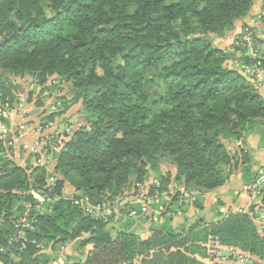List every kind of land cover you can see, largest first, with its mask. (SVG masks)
Here are the masks:
<instances>
[{"label": "trees", "instance_id": "1", "mask_svg": "<svg viewBox=\"0 0 264 264\" xmlns=\"http://www.w3.org/2000/svg\"><path fill=\"white\" fill-rule=\"evenodd\" d=\"M252 4L0 0L2 98L24 99L11 91L18 83L29 92L34 85L65 83L71 97L57 94L54 108L62 110L51 117L74 109L82 120L70 135L61 134L67 139L59 143L50 174L1 156L0 144V248L7 246L14 221L26 212L36 218L26 247L0 251V264H135L138 258V264H204L197 257L207 258L210 236L248 253L254 264L264 260V232L252 206L217 212L215 221L197 217L185 234L174 233L166 217L147 239L109 227L113 215L96 218L65 199L45 202L41 212L32 209V192H47L48 176H57L58 193L68 184L93 203L116 205L125 187L152 171L161 181L158 192H168L172 182L198 192L199 209L201 194L223 186L237 168L250 183L256 175L250 157L231 155L228 146L264 129V97L258 80L237 67L239 58L253 63L239 35L229 49L213 38L232 30ZM259 56L264 68V53ZM63 119L48 120L55 127ZM164 162L173 172L161 170ZM262 194L264 204V185ZM32 239L44 249L51 244L54 254ZM69 243L77 253L62 262L55 246Z\"/></svg>", "mask_w": 264, "mask_h": 264}, {"label": "built area", "instance_id": "2", "mask_svg": "<svg viewBox=\"0 0 264 264\" xmlns=\"http://www.w3.org/2000/svg\"><path fill=\"white\" fill-rule=\"evenodd\" d=\"M259 19H262V24L264 25V14L258 15ZM239 45L246 47L248 57L253 61L249 66L245 67L246 74L252 77H259V74L264 73V68L260 60L259 46L255 43V37L253 32L249 28H245L243 32L239 35ZM256 78V79H257ZM258 80V79H257ZM2 93L0 92V144L4 148L5 155L12 153L16 146V142L19 136L22 134L19 128H15L11 124V116L24 106V101L20 100L19 103H15L8 98H2ZM73 123L64 125V130H61L60 134L58 130L46 123L43 125L44 131L37 130V138L34 145L31 147V156L33 158V166L44 167L46 170H51L54 167L53 156L58 150L59 143L67 137L61 134L65 132L66 136L70 135V130L72 129ZM39 130L42 129L40 125ZM53 128V130H52ZM52 130V131H51ZM40 141V144L37 142ZM243 145L242 141H235L228 146L229 153L235 155L238 149ZM264 156V155H263ZM57 176H48L46 179V184L44 188L47 192L33 191L32 194L35 198L36 204L33 206V210L36 212H41L44 209L43 204L45 202L51 201L53 199H65L70 202L73 206H78L84 211V213L95 216L96 218H102L107 220L112 213H125L128 216H136L137 211H141L142 214L147 213L149 209L155 207L158 200V190L155 188L157 184V179H151V182L147 184L146 179L140 181L134 179L131 186L123 191L118 199L116 205H107L106 203H93L90 198L85 195H77L74 190L70 193L65 192V185L57 192L56 186ZM264 185V157L263 163L256 171L254 179L247 183L246 192L250 195L251 204L253 211L256 213V218L264 221V204L261 202L262 187ZM132 188V191H128ZM155 188V189H154ZM139 191V192H138ZM164 194V193H163ZM53 196V197H52ZM136 205V207H134ZM156 209V207H155ZM157 210V209H156ZM164 210V209H163ZM162 210V211H163ZM148 221L151 224H156L162 219L160 211H155ZM149 218V217H148ZM36 218L28 215L26 212L21 218L13 222V233L7 241V246L5 248H0L1 252L8 251H20L26 247V243L29 241L26 233L27 231L32 232L34 230V223ZM264 228V224H263ZM261 229V228H260ZM264 232V229H261ZM32 243H36L34 239L31 240ZM37 247L44 249L43 244L36 243ZM63 247V246H62ZM61 247V248H62ZM223 246H221L220 241L215 236H210L206 243V257L209 263L217 261L219 258V252ZM236 259L240 263L253 264V260L243 255H236ZM120 264H131L128 261H123Z\"/></svg>", "mask_w": 264, "mask_h": 264}, {"label": "crops", "instance_id": "3", "mask_svg": "<svg viewBox=\"0 0 264 264\" xmlns=\"http://www.w3.org/2000/svg\"><path fill=\"white\" fill-rule=\"evenodd\" d=\"M263 11H264V0H253L252 7L249 10V12L246 14V16L238 20L235 23L233 29L226 32L224 36L222 37L215 36L213 38V43L220 48L229 49V47L234 42V39L238 35H240L241 31L243 30V27L247 24H252L254 25V31L257 33L260 39V42L262 44V52L264 53V26L261 25L260 23H256L254 19L256 13ZM257 89L260 95L264 97V77L261 80H258ZM11 91L14 93H19L14 91L13 88H11ZM24 100H25L24 106L19 110H16V112L11 116L12 126H14L15 128H19L22 134L19 136L16 142V146L13 149L12 153L5 155V152H3L1 155L9 160H12L16 164H18L19 160H22L23 164H25L24 161L29 162V158L32 157L30 152L31 147L34 145L38 135L37 130L44 131L43 125L46 123H51L52 126H54V124L50 122V120L48 119H42V118L38 119L39 117L38 115H40L41 117V113L43 116L47 112V109H45L47 102H45L44 106H35L30 104L27 99L24 98ZM15 103H19V101H16ZM54 121H60V119H54ZM40 125H42L41 130H39L38 128ZM58 127L59 124L58 126H55L57 130ZM246 141L252 147V156L250 157V168L253 173L259 169L258 166H260L263 161L262 154L264 153L263 152L264 129L259 128L253 133H250L246 137ZM21 154L24 156L23 158H21ZM168 165H169L168 169L171 172H173L172 165L170 164ZM246 184L247 182L243 180L241 170L239 167L236 169L234 174L230 176L229 180L223 186H220L219 188H216L210 192L201 194L199 198L200 201H197L199 206L200 205L202 206L201 209H199L198 207H196V203L193 204V202H190L191 201L190 199H185L182 196V193H186L188 195L194 193L195 195H198L199 193L193 189H187L186 187H183L181 185L178 187L179 189L177 188L178 190H176L175 193H173L174 192L173 189L176 187V185L172 182L169 185V191L164 192L168 200L167 199L164 200V202L166 203H164L165 205L163 212H166L167 216L168 213L172 214L170 215L171 217L170 225H172V229L174 230V233L185 234L187 230L190 228V226L197 219V217H203L206 221H212L213 219H215L214 217H216L215 213L220 212L221 208L226 207V208L237 209L239 207L244 208L250 206L251 199L249 197H247L246 195H240L237 197L232 193L234 189H239L240 187H242L243 185L245 186ZM71 190H73L72 187ZM176 194L178 195L177 199H175ZM181 199H184L185 203H183ZM134 207H136V205ZM178 209L181 210L177 214H175V212ZM183 211L185 213H183ZM180 212L183 213V215ZM122 214L125 215L124 213H119L117 215H120L119 217H124L121 216ZM134 220L135 219H132V221ZM125 222H128V219ZM146 222L147 221H145L144 224L135 223V226L138 225L137 227H139L142 230L141 234L136 232L134 226L132 227L134 230L132 229L130 230V232H133L134 234L138 235L141 239H147L148 237H150L154 226L150 227ZM237 252L238 249L235 248L232 249V254ZM232 254L228 255V258L226 259V261H224L223 264H245V263H240L236 259V257H234ZM197 258L204 264H209L207 258H199V257ZM138 259L134 260L135 264H138ZM257 264H262V261L258 260Z\"/></svg>", "mask_w": 264, "mask_h": 264}, {"label": "rangeland", "instance_id": "4", "mask_svg": "<svg viewBox=\"0 0 264 264\" xmlns=\"http://www.w3.org/2000/svg\"><path fill=\"white\" fill-rule=\"evenodd\" d=\"M259 14H264V11L263 12H258V13H256L255 14V16H254V19H255V21H256V23H260L261 25H263L262 24V19H259L258 18V15ZM264 26V25H263ZM247 28H249L252 32H253V34H254V37H255V43L259 46V51H260V53H263L262 52V44H261V42H260V39H259V37H258V35H257V33L254 31V25H252V24H248V26H247ZM245 29V28H244ZM244 29H243V31H244ZM241 34V33H240ZM233 44V43H232ZM231 49V48H230ZM247 57H248V55H247ZM249 58V57H248ZM237 63V67H238V69H242V70H244V72L243 73H246L245 72V67L246 66H249V65H251V64H244L243 63V61L239 58L238 59V61L236 62ZM259 77L260 78H257L258 80H261L263 77H264V73L263 74H259ZM51 80V79H50ZM28 82V81H27ZM13 85H15V84H13ZM53 85V87L52 88H46V87H41V86H37V85H34L33 86V88H32V90L29 92V91H27V90H25L24 89V87L20 84V83H18V84H16V87H13V89H14V91H16V92H19V93H22L23 95H24V98L25 99H27L28 100V102L30 103V104H32V105H35V106H44L45 105V102H47V104H46V106H45V109H47V112L42 116V113H41V117H40V115H38L39 117H38V119H61V118H64L63 119V121L61 120V122L62 123H60L59 124V127H58V133L60 134V132H61V130H64V120L65 119H69V121L71 122V123H73V124H78L79 125V123L82 121L81 119H80V117L81 116H79L78 114H77V112L76 111H74V109H71V110H67L65 113H63L62 114V116H61V118L60 117H58V115H56V117H51V114H57L58 112H60V110H62V109H56V108H54V97L57 95V94H60V95H66L68 98H70L71 97V92L69 91V88L67 89V84H65V83H58V82H55V84H52ZM15 94H17V93H15ZM22 101H24L25 102V100L24 99H22ZM75 108V107H74ZM58 110V111H57ZM57 111V112H56ZM51 122V121H50ZM50 125H51V123H49ZM53 124L55 125V122L53 121ZM52 130H53V128H52ZM51 130V131H52ZM242 141L243 142V145L238 149V151L236 152V153H239V152H241V154H247L249 157H251L252 156V147H251V145H249L248 144V142L246 141V138H241V139H237L236 141ZM39 144H40V141H37ZM264 152V151H263ZM262 155H264V153L262 154ZM24 156L21 154V158H23ZM264 157V156H263ZM263 157H262V159H263ZM24 163L25 164H23V162H22V160H19L18 161V164H20V165H24V166H27V165H33V158L32 157H30L29 158V162H25L24 161ZM262 163H263V161H262ZM161 166H163V168L161 167V170L162 171H164V169L165 170H169L168 169V167H169V165L167 164V163H165L164 162V164H162ZM261 166V165H260ZM260 166H258V167H260ZM53 169V168H52ZM52 169L51 170H49V172H51L52 171ZM170 171V170H169ZM168 171V172H169ZM47 173H48V170H47ZM154 174V175H153ZM158 176L155 174V172H149L148 174H147V176H146V181H147V184H149L150 182H151V179H153V178H157ZM140 181H142V180H140ZM133 182V181H132ZM156 186H155V188H157V190H158V188L160 187V185H161V181H160V179H157V184H155ZM131 186V184H129L127 187H125L124 188V190H126L127 188H129ZM180 186V185H179ZM178 185H176V189L175 190H173L174 192L173 193H175V191L176 190H178L179 187ZM182 186V185H181ZM184 187V186H183ZM65 192L66 193H70V191H71V187H70V185H68V184H65ZM178 188V189H177ZM219 188V187H218ZM169 189V188H168ZM123 190V191H124ZM123 191H122V193H123ZM128 191H132V188H130ZM212 191V190H211ZM139 192V191H138ZM193 192V191H192ZM210 192V191H209ZM164 192H160L159 191V193H158V200H157V205H155V207H156V209H155V207H152L151 209H149L148 211H147V213H146V215L145 214H142L141 213V211H137V215L134 217V216H129L128 217V215L127 214H125V215H121V216H124V217H119L120 215H117L115 212L114 213H112L108 218H110L112 215H113V217H111V219H110V224H109V227H112V229H126V231H130V230H132L133 228V226H134V228H135V230H136V232H138L139 234H141L142 233V230L139 228V227H137L138 225H136L135 226V223L136 224H141V223H145V221H147L146 223L151 227V226H155V225H158V224H164L165 223V221H166V217H170V215H172L171 213H168V216H167V214H166V212H163L162 210L164 209V203H166V202H164V200H168V198H166V195L165 194H163ZM233 195H235V196H240V195H246L247 197H249L250 198V195L246 192V187H244V185L242 186V187H240L239 189H234L233 190ZM182 196H183V198H185V199H190L191 201L190 202H193V204H195L196 203V197H197V195H195V193L194 194H186V193H182ZM187 197V198H186ZM251 199V198H250ZM181 201H183V203H185V201H184V199H181ZM250 204H251V202H250ZM251 208V206H247V207H239V208H237V209H232V208H221L220 209V212L223 214H227V213H229V212H247V211H249V209ZM181 209H178L176 212H175V214H177L179 211H180ZM231 210V211H230ZM155 211H160V212H162L161 213V215L163 216L162 217V219H161V221L158 223V222H156V224H151L148 220L149 219H151L150 217L153 215V213H156ZM181 213V212H180ZM183 213H185L184 211H183ZM183 213H181L182 215H183ZM131 217H132V219H135L134 221H132V219H131ZM149 217V218H148ZM215 219H213L212 221H215L217 218L216 217H214ZM128 219V222H125L126 220ZM255 222L257 223V225L259 226L258 227V229H259V231L260 232H263L261 229H264L263 228V224H264V221H262L260 218H259V220L256 218V220H255ZM171 227H172V225H171ZM261 228V229H260ZM134 230V229H133ZM262 235H264V233H261ZM221 244V243H220ZM50 246H48V248H46V249H44V252L45 253H47V254H50V253H53V251H52V248H51V244H49ZM221 246H223L222 247V249H221V251L219 252V258H218V260L217 261H214V262H212L211 261V263H209V264H215V263H217V264H223L224 263V261H226V259L228 258V255H230V254H232V249L233 248H231V247H228V246H225V245H222L221 244ZM62 244H58L57 246H55V249H56V251H55V255L57 256V257H59V260H61L62 262H64L65 261V259H66V257H67V255L69 254H76L77 253V251H74L73 250V247H72V243H69V244H66L65 246H63L62 248ZM239 255H243L244 257H247V258H252L251 256H249V254L248 253H246V252H241L240 250H238V252H237ZM54 254V253H53ZM237 255V254H236ZM233 256L234 257H236L234 254H233ZM262 264H264V260H262Z\"/></svg>", "mask_w": 264, "mask_h": 264}]
</instances>
